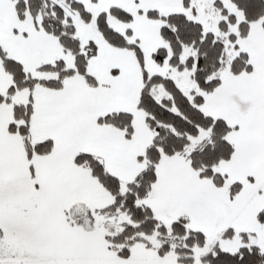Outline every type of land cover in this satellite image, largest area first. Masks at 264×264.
<instances>
[{
    "label": "snow or ice",
    "instance_id": "1",
    "mask_svg": "<svg viewBox=\"0 0 264 264\" xmlns=\"http://www.w3.org/2000/svg\"><path fill=\"white\" fill-rule=\"evenodd\" d=\"M0 264H264V0H0Z\"/></svg>",
    "mask_w": 264,
    "mask_h": 264
}]
</instances>
